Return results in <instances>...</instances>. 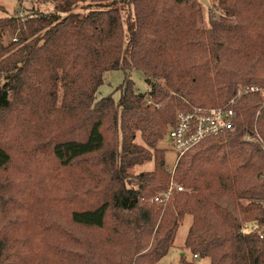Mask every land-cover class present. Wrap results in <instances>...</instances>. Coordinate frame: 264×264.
I'll return each mask as SVG.
<instances>
[{"label":"trees","instance_id":"trees-1","mask_svg":"<svg viewBox=\"0 0 264 264\" xmlns=\"http://www.w3.org/2000/svg\"><path fill=\"white\" fill-rule=\"evenodd\" d=\"M37 1L50 9L25 17L1 9L0 173L20 151L66 188L59 196L0 182V264H156L186 216L181 249L210 264H264L259 94L236 99L233 132L179 159L182 191L152 202L168 187L157 143L177 112L264 87V0H213L223 14L207 25L198 0ZM6 27L19 36L4 45ZM131 69L145 75L146 93L125 78L118 100L95 98L106 71ZM179 264L194 262L183 253Z\"/></svg>","mask_w":264,"mask_h":264},{"label":"rangeland","instance_id":"rangeland-1","mask_svg":"<svg viewBox=\"0 0 264 264\" xmlns=\"http://www.w3.org/2000/svg\"><path fill=\"white\" fill-rule=\"evenodd\" d=\"M19 1L23 3L21 7H16L15 1L2 0L4 5L6 6V7L3 6L2 9L8 15L23 16V17L27 16L28 14H31L33 9L36 8L50 9L47 5L38 4L37 0H19ZM198 1L200 2L202 8L205 25L208 24L210 16L217 17L220 14H223V11L215 7L213 0H198ZM74 11L87 12L86 10L80 8H76ZM125 15L126 14H123V16ZM18 36H19L18 29L6 27L4 28L1 37L2 43L4 45H7L14 39L18 38ZM125 78H130L133 80L135 84V89L138 92L146 93L150 89V85L145 80L146 78L145 75L139 70L136 69L125 70V71L109 70L105 72L103 83L98 87L95 93L96 96L95 98L100 99L104 96L111 94L115 100H118L120 97L119 85H121L124 82ZM157 147L165 150V164H166V168L170 172V178L168 181V185H169L171 180L175 181L173 179L174 170L176 167V165L174 164L175 155L172 152L171 143L169 141H166V137L159 140V142L157 143ZM11 154H12V163L10 164V167L7 169V171L0 173V182H3L5 179H9L10 181L18 180L19 182L22 183H27L30 185L34 184L33 189L34 187H38L39 185H41L43 188V193L45 194L57 193L59 196L63 195L62 193H58L57 190L66 188L64 187V184L66 183V178L60 180L57 185H53V182L49 180V177H46L45 172H39L42 165L37 162L35 164L31 156L23 155L20 153V151H13V152L11 151ZM47 165L48 164H46V166ZM150 168H151V163H145L144 165L137 167L135 170L141 171V170H148ZM39 179L40 182H37ZM34 190L38 192H42V190H38V189H34ZM6 196L9 198H13L15 194H13L12 190H10L6 194ZM189 223H190L189 216H186L180 222L174 240V246L170 248L169 252L164 257H162L158 262H156V264H179L180 254L182 253L185 254V257L188 261H192L194 262V264H210V259L208 257L198 258L195 255L191 254L189 250L181 249ZM84 230H85L84 228H79L78 232L81 234ZM99 232L100 231L98 230L91 231L88 235L89 236L94 235L97 237L100 235L97 234Z\"/></svg>","mask_w":264,"mask_h":264},{"label":"built area","instance_id":"built-area-1","mask_svg":"<svg viewBox=\"0 0 264 264\" xmlns=\"http://www.w3.org/2000/svg\"><path fill=\"white\" fill-rule=\"evenodd\" d=\"M15 1L16 7H21L22 2ZM5 6L0 0V17L1 9ZM6 7V6H5ZM15 40V39H14ZM248 93H257L263 99V106L257 112L261 114L264 110V87L258 85H247L240 87L236 95L229 100L224 106L214 107H193L189 111H179L176 114L175 121L168 127L166 141L171 143L172 152L175 155L174 164L188 152L193 146L207 137L217 136L225 131L233 132L236 128L234 109L235 101L238 97ZM173 164V166H174ZM182 191V186L171 180L167 189L159 192L152 198V202L164 204L174 192ZM196 256V255H195Z\"/></svg>","mask_w":264,"mask_h":264},{"label":"water","instance_id":"water-1","mask_svg":"<svg viewBox=\"0 0 264 264\" xmlns=\"http://www.w3.org/2000/svg\"><path fill=\"white\" fill-rule=\"evenodd\" d=\"M183 254V253H182Z\"/></svg>","mask_w":264,"mask_h":264}]
</instances>
